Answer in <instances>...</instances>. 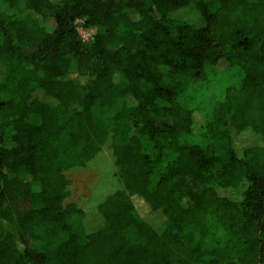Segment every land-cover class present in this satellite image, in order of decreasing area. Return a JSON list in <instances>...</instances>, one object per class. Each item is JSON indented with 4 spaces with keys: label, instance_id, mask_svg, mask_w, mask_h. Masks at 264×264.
<instances>
[{
    "label": "trees",
    "instance_id": "obj_1",
    "mask_svg": "<svg viewBox=\"0 0 264 264\" xmlns=\"http://www.w3.org/2000/svg\"><path fill=\"white\" fill-rule=\"evenodd\" d=\"M0 264H264V0H0Z\"/></svg>",
    "mask_w": 264,
    "mask_h": 264
},
{
    "label": "rangeland",
    "instance_id": "obj_2",
    "mask_svg": "<svg viewBox=\"0 0 264 264\" xmlns=\"http://www.w3.org/2000/svg\"><path fill=\"white\" fill-rule=\"evenodd\" d=\"M77 31L84 41L89 40L96 32L95 30H86L82 27L81 22H77ZM232 77L222 79V82L225 80L236 81V76L232 75ZM222 84L210 86L209 98L212 102L223 91ZM64 175L68 180L67 190L69 192L65 203L74 205L75 210L80 213L87 212L102 203L107 197L122 190L116 177L114 159L108 144L84 167L74 168ZM78 220L79 216H72V222ZM130 236L134 238L133 233H130Z\"/></svg>",
    "mask_w": 264,
    "mask_h": 264
}]
</instances>
